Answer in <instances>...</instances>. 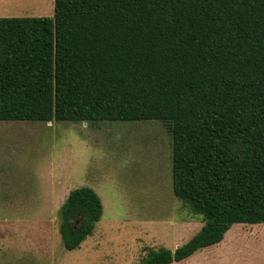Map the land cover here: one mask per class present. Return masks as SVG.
<instances>
[{"label": "trees", "instance_id": "obj_1", "mask_svg": "<svg viewBox=\"0 0 264 264\" xmlns=\"http://www.w3.org/2000/svg\"><path fill=\"white\" fill-rule=\"evenodd\" d=\"M172 138L174 196L202 225L137 264H172L264 223V0H54L52 17H0V120H149ZM103 205L60 207L66 249Z\"/></svg>", "mask_w": 264, "mask_h": 264}, {"label": "rangeland", "instance_id": "obj_2", "mask_svg": "<svg viewBox=\"0 0 264 264\" xmlns=\"http://www.w3.org/2000/svg\"><path fill=\"white\" fill-rule=\"evenodd\" d=\"M54 0H0V17H52ZM172 138L149 120H0V264H137L202 225L172 190ZM93 188L103 212L74 249L59 232L70 190ZM172 264H264V223H233L221 241Z\"/></svg>", "mask_w": 264, "mask_h": 264}]
</instances>
